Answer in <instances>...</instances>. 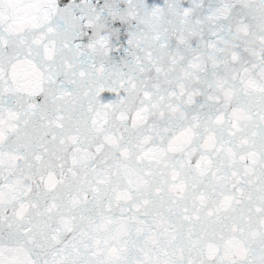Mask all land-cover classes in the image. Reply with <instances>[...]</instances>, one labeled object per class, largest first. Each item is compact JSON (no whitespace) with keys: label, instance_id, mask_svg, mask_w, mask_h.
Returning <instances> with one entry per match:
<instances>
[{"label":"snow or ice","instance_id":"obj_1","mask_svg":"<svg viewBox=\"0 0 264 264\" xmlns=\"http://www.w3.org/2000/svg\"><path fill=\"white\" fill-rule=\"evenodd\" d=\"M0 264H264V0H0Z\"/></svg>","mask_w":264,"mask_h":264}]
</instances>
